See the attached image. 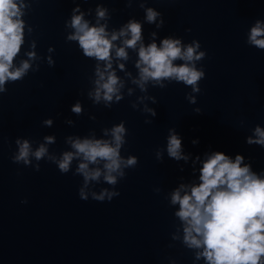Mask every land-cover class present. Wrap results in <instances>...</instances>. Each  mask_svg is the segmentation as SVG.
I'll list each match as a JSON object with an SVG mask.
<instances>
[{
    "label": "clouds",
    "instance_id": "clouds-1",
    "mask_svg": "<svg viewBox=\"0 0 264 264\" xmlns=\"http://www.w3.org/2000/svg\"><path fill=\"white\" fill-rule=\"evenodd\" d=\"M132 2L133 0H128V5L131 6ZM139 6L145 8L148 23H156L159 17L157 28L164 25L162 13L151 7L146 8L143 2ZM30 7L25 0H0V94L7 92L6 83L23 80L32 67L30 61L37 59L35 51H30L26 53L28 59L22 60L19 66L13 63L24 43L23 16ZM77 12L80 14L76 15ZM84 15L85 13L80 11V5L76 4L70 22H66V27L74 30L67 36V40L78 42L83 56L97 61L95 88L88 93L95 104L103 102L105 107L111 108L113 103L122 99L120 89L124 84L112 70V53L115 52L117 59L127 61L126 49L136 50L138 42V60L135 63L138 78H134L132 83L142 92L146 91V84L150 81L154 86L165 88V80L191 86L193 93L201 91L198 82L205 78V71L202 67L197 68V62L206 57V52L199 51L201 45L198 40L184 45L180 38L168 37L163 39L159 46L155 41L145 46L142 24L139 21L130 19L119 32L109 33L106 31L107 24H100L101 20L109 18L107 8L97 5L96 26H90ZM31 31L29 28V32ZM152 36L155 37L156 33H152ZM121 37H124L122 46L118 47L114 42ZM247 43L264 50V20H255L250 28ZM32 47L35 48V42ZM177 60L183 63L175 64L174 61ZM99 62H104L103 70ZM48 63L50 67L54 66L51 59ZM118 66L121 70L125 68L123 63ZM38 70L39 66L35 71ZM131 91L129 89V94ZM139 99L141 102L150 99L152 103H157L154 97ZM186 99L190 104L196 103L193 95H186ZM132 107L135 108L136 105L133 104ZM71 110L77 115L82 114L79 102ZM144 111L152 117L157 115L156 110L148 108L147 105ZM195 111L199 113L201 110ZM52 123L51 119L43 121V124L49 127ZM66 123L74 124L71 120ZM145 123L150 124L152 121L145 120ZM102 131L103 135L110 139H97L94 136L81 139L69 136L67 143L72 151H65L59 157L49 152L48 145L55 143L53 136L44 137V142L35 150L28 139L17 138L15 144L18 151L12 155L11 160L15 164L31 166L35 171H39V161L46 159L57 165L60 173L67 174L75 159L78 165L73 174L83 178L78 190L79 198L84 201L91 198L98 202H110L120 195L116 185L126 176V169L136 167L138 157L121 156V149L127 143L125 137L128 130L124 121ZM254 135L256 139L247 137L246 143L264 147V128L256 126ZM192 143L197 144L199 141L193 140ZM166 151L168 157L176 161L187 162L189 158L182 154V138L171 129ZM33 159L37 163L33 164ZM156 159L163 161L162 150L156 152ZM196 159L199 160V157ZM245 159L241 154H236L232 159L222 151H214L202 162L198 184L182 183L171 193V205L179 206L174 216L182 225V243L188 249L197 250L195 259H203L205 264H264V172H254L251 163H245ZM101 177L112 186L111 189L103 188L99 193L91 191L89 185L99 182ZM154 191L159 193L160 190ZM21 203L26 204L27 200H22ZM172 239L178 240L180 237L173 235Z\"/></svg>",
    "mask_w": 264,
    "mask_h": 264
}]
</instances>
